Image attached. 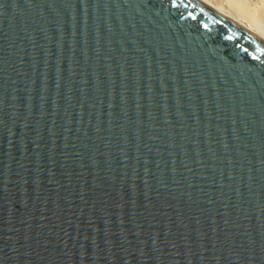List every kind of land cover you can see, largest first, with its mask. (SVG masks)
<instances>
[{
    "label": "water",
    "instance_id": "water-1",
    "mask_svg": "<svg viewBox=\"0 0 264 264\" xmlns=\"http://www.w3.org/2000/svg\"><path fill=\"white\" fill-rule=\"evenodd\" d=\"M0 264H264V37L205 0H0Z\"/></svg>",
    "mask_w": 264,
    "mask_h": 264
},
{
    "label": "bare ground",
    "instance_id": "bare-ground-1",
    "mask_svg": "<svg viewBox=\"0 0 264 264\" xmlns=\"http://www.w3.org/2000/svg\"><path fill=\"white\" fill-rule=\"evenodd\" d=\"M205 1L208 2V3H210L211 5L214 4L212 2V0H205ZM226 2H227V0H226ZM243 5L244 4L240 0H231V5L230 6L232 8L234 7V10L237 11L239 13V15H240V16L237 15V18H234V16H231V15H233L231 13V11H228V12L223 11L224 5H223V7H222V5H220V6L219 5H216L215 6V4L213 6L216 7L218 10L222 11L223 13H226L230 17L238 20L240 23H242L243 25H245L248 28L252 29L254 32H256L257 34H259L260 36L264 37V22L261 21L262 20L261 18H260L261 19L260 20L258 17H255L253 14H251L250 9H249V11L246 10V9H244V7H248L249 8L250 7L249 5L248 6L246 4L244 6ZM250 8H252V7H250Z\"/></svg>",
    "mask_w": 264,
    "mask_h": 264
},
{
    "label": "rangeland",
    "instance_id": "rangeland-1",
    "mask_svg": "<svg viewBox=\"0 0 264 264\" xmlns=\"http://www.w3.org/2000/svg\"><path fill=\"white\" fill-rule=\"evenodd\" d=\"M218 1V2H217ZM244 5L246 4L247 6L249 5L252 8H248V7H244V9L248 10L250 9L251 14H253L255 17H258L262 22H264V0H240ZM212 2L216 5H224L223 11L228 12L231 11V13L234 16V18H237V15H239V13L237 11L234 10V7L232 8L231 5V0H212ZM230 2V3H229ZM225 3V4H224ZM213 4V5H214ZM226 5V6H225ZM243 5V6H244ZM227 9V10H226ZM236 9V8H235ZM253 10V11H252ZM240 16V15H239ZM243 17V16H242ZM242 22V21H241ZM244 23V22H243Z\"/></svg>",
    "mask_w": 264,
    "mask_h": 264
}]
</instances>
